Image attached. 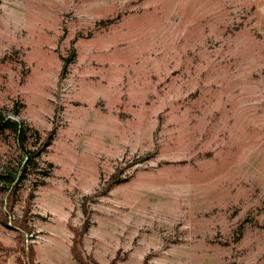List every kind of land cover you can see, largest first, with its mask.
<instances>
[{
  "label": "rangeland",
  "instance_id": "374dc122",
  "mask_svg": "<svg viewBox=\"0 0 264 264\" xmlns=\"http://www.w3.org/2000/svg\"><path fill=\"white\" fill-rule=\"evenodd\" d=\"M2 119L0 264H264V0H0Z\"/></svg>",
  "mask_w": 264,
  "mask_h": 264
},
{
  "label": "trees",
  "instance_id": "16d2710c",
  "mask_svg": "<svg viewBox=\"0 0 264 264\" xmlns=\"http://www.w3.org/2000/svg\"><path fill=\"white\" fill-rule=\"evenodd\" d=\"M5 128L13 129L15 131V133L18 135L17 136L18 139H21L22 141L26 140L25 138H26L27 130L25 128L22 129L20 126H16L15 122H8V121L6 122V121H3V119H2V121H0V132H2V130ZM53 134H54V131L52 130L50 132V134L44 138V141L42 143L44 148H46L47 146L50 145ZM28 165H29V163L27 165L25 164L22 167L23 172L26 171ZM11 197H12V195L10 193L8 196V199H10ZM84 230H85V228L83 229V233L85 232ZM76 238H77V240H76ZM81 239H82V231L80 233L75 231L74 237L72 240V246L70 248L71 255H72L73 259L79 264H98V262L94 258L88 257L85 259L78 252V247L81 244ZM19 255L20 256L15 258V264H36L35 253H34L31 246L27 245L26 247H23L21 249ZM109 264H116V260L113 259ZM144 264H147V262L144 261Z\"/></svg>",
  "mask_w": 264,
  "mask_h": 264
}]
</instances>
